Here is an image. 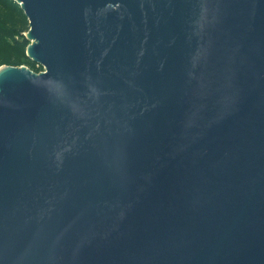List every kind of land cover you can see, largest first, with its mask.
Listing matches in <instances>:
<instances>
[{
    "label": "water",
    "instance_id": "obj_1",
    "mask_svg": "<svg viewBox=\"0 0 264 264\" xmlns=\"http://www.w3.org/2000/svg\"><path fill=\"white\" fill-rule=\"evenodd\" d=\"M17 1L0 264H264V0Z\"/></svg>",
    "mask_w": 264,
    "mask_h": 264
},
{
    "label": "rangeland",
    "instance_id": "obj_2",
    "mask_svg": "<svg viewBox=\"0 0 264 264\" xmlns=\"http://www.w3.org/2000/svg\"><path fill=\"white\" fill-rule=\"evenodd\" d=\"M19 5L20 7L16 9V7L10 6L7 0H0V22H2L0 26L2 29H5L1 34L2 38H0V66L3 64L26 65L39 72L44 70L45 67L40 63L33 62L31 59L26 58L22 51L16 49L11 44L13 39L7 33V31H10V28L16 29L15 34L17 38H22L28 33L30 28L29 18L24 13L25 11L22 9L21 4ZM24 26H26V28H22ZM28 40L30 43L31 39ZM12 62L17 63L14 64Z\"/></svg>",
    "mask_w": 264,
    "mask_h": 264
},
{
    "label": "trees",
    "instance_id": "obj_3",
    "mask_svg": "<svg viewBox=\"0 0 264 264\" xmlns=\"http://www.w3.org/2000/svg\"><path fill=\"white\" fill-rule=\"evenodd\" d=\"M7 2H8V4L10 5V6H12V7H16V9H17V7H20V3L19 2H17L16 0H7ZM25 13V12H24ZM26 14V13H25ZM27 16V15H26ZM1 24H2V22H0ZM3 23H5V22H3ZM22 28H26V26H24V27H22ZM5 31V29L3 28H1V26H0V38H2L1 37V34L3 33ZM15 31H16V29L15 28H10V31H7V33H8V35H10L11 37H12V39H13V42L11 43L16 49H18V50H20V51H22L23 52V54H24V56L26 57V58H28V59H31L33 62H36V61H34L32 58H30L28 55H27V52H26V48H27V45H28V43H29V40H28V38L26 37V36H24V37H22V38H17L16 37V34H15ZM12 63H14V64H16L17 62H12ZM37 63V62H36Z\"/></svg>",
    "mask_w": 264,
    "mask_h": 264
}]
</instances>
